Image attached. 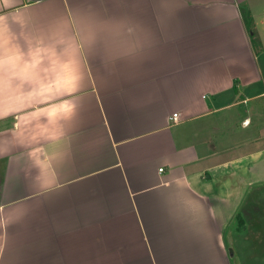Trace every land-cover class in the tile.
I'll list each match as a JSON object with an SVG mask.
<instances>
[{
	"label": "crops",
	"instance_id": "crops-1",
	"mask_svg": "<svg viewBox=\"0 0 264 264\" xmlns=\"http://www.w3.org/2000/svg\"><path fill=\"white\" fill-rule=\"evenodd\" d=\"M262 5L0 0V264H264Z\"/></svg>",
	"mask_w": 264,
	"mask_h": 264
},
{
	"label": "rangeland",
	"instance_id": "rangeland-1",
	"mask_svg": "<svg viewBox=\"0 0 264 264\" xmlns=\"http://www.w3.org/2000/svg\"><path fill=\"white\" fill-rule=\"evenodd\" d=\"M260 9H263V10H261L260 13H259V11H257V12L259 13V14H258V15H259V16H258L259 18H258V19L263 18L262 20H264V16H263V14H262L263 11H264V6L262 5ZM260 9H259V10H260ZM258 40H259V39L257 38V39H256V43H258Z\"/></svg>",
	"mask_w": 264,
	"mask_h": 264
},
{
	"label": "built area",
	"instance_id": "built-area-1",
	"mask_svg": "<svg viewBox=\"0 0 264 264\" xmlns=\"http://www.w3.org/2000/svg\"><path fill=\"white\" fill-rule=\"evenodd\" d=\"M178 117V114H174V119L176 120Z\"/></svg>",
	"mask_w": 264,
	"mask_h": 264
},
{
	"label": "trees",
	"instance_id": "trees-1",
	"mask_svg": "<svg viewBox=\"0 0 264 264\" xmlns=\"http://www.w3.org/2000/svg\"><path fill=\"white\" fill-rule=\"evenodd\" d=\"M250 21V20H249ZM250 29H251V25H250Z\"/></svg>",
	"mask_w": 264,
	"mask_h": 264
}]
</instances>
